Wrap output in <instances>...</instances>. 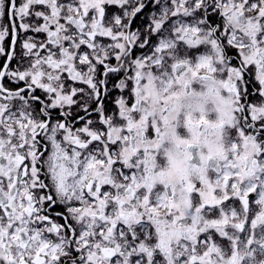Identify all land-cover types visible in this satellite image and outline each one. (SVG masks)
Here are the masks:
<instances>
[{
    "label": "snow or ice",
    "instance_id": "6c2138e0",
    "mask_svg": "<svg viewBox=\"0 0 264 264\" xmlns=\"http://www.w3.org/2000/svg\"><path fill=\"white\" fill-rule=\"evenodd\" d=\"M188 73L227 98L226 154L178 139L209 136L163 95ZM169 143L204 172L182 214L153 179ZM262 204L264 0H0V264H237L242 243L257 264Z\"/></svg>",
    "mask_w": 264,
    "mask_h": 264
},
{
    "label": "flooded vegetation",
    "instance_id": "af4514ba",
    "mask_svg": "<svg viewBox=\"0 0 264 264\" xmlns=\"http://www.w3.org/2000/svg\"><path fill=\"white\" fill-rule=\"evenodd\" d=\"M140 23V18L137 17L136 18V24ZM191 76L193 77V75L191 74ZM199 84H195L192 85V87H199ZM148 88H152L153 89V104H154V99L157 96V94L160 92L161 86L158 83L155 86H146V85H141V99L145 101L146 99V92H143L142 90L144 89H148ZM171 89V88H170ZM169 92V90H168ZM168 92L164 93L163 95L165 97L168 96ZM173 95L175 93H172ZM214 97L216 98V100H218V104L215 107V111L213 113H211L210 115L215 117V122L213 123H209L208 119H205L204 117V123L205 126L207 128H211L215 131V135L217 137L218 140L221 141V143H219L218 146L215 147L214 152L210 151L208 156L205 157L203 155V153L201 152L200 146H199V155L204 157V158H208V157H215L217 155H223L226 154L228 151V147H227V134L226 132H224L222 134L220 125L223 123H227L226 119H225V108H224V104L227 100L226 97H222L220 95H214ZM146 106V105H145ZM147 107V106H146ZM149 111H158L159 106L154 104V107H152L151 109L149 107H147ZM175 118V115L173 116V119ZM181 123L183 122V115H180L179 117ZM183 136L178 137L179 140L182 141H186L188 143H194L193 141H196L193 137H192V141H188V140H184L182 138ZM167 151H164L161 153L163 160L162 162L158 163L156 165V173L155 176L153 177V179L158 182V183H164V184H168L171 185L172 188L175 191V200L173 202H171V208L174 211L180 212L182 214V210L183 208L188 206L189 203V198H188V192L191 190V185L192 182L194 180H198L201 179L204 176V172L201 168H192L189 166V168L191 169V171L189 170V168H180L179 165H177L171 155H170V149H169V144L167 145ZM193 152H195V149H193ZM234 159H236L234 157ZM181 180H184L185 182V187H181ZM201 191L204 194V202L205 203H215L217 202V198H214L212 196L211 193V187L208 186L207 184H205L204 186H202ZM245 216L244 213L241 212L239 217H237L235 220H233L231 217H228L227 220H225V218H221V220L219 221V223L223 224L225 222L229 223V224H238V225H242L244 222ZM255 223L257 225L264 223V204L260 205V209L259 211L256 213L255 215ZM185 228V225L183 224H178L175 226V230L176 231H180L183 230ZM249 243L252 242L251 238L249 237L248 240ZM255 243L257 244H264V233H260L259 234V239L255 241ZM247 245L246 244H241L240 245V252H239V256L237 258V264H239V260H242L244 258L245 255V249H246ZM233 258L229 257L227 260L221 259L218 264H231V260ZM214 264H217V262H214ZM257 264H264V259H261L259 261H257Z\"/></svg>",
    "mask_w": 264,
    "mask_h": 264
},
{
    "label": "clouds",
    "instance_id": "9594fccd",
    "mask_svg": "<svg viewBox=\"0 0 264 264\" xmlns=\"http://www.w3.org/2000/svg\"><path fill=\"white\" fill-rule=\"evenodd\" d=\"M184 81H188L192 85H200L199 82L194 81V78L191 76V73L186 74L184 80L181 81L180 86H175L169 89V103L176 105L177 107H182L183 111L181 112V115L186 114L188 111H192L197 114L198 117L199 113L202 111L205 119H208L210 124L215 122V117L210 114L215 111V107L219 102L213 95L207 94V87H219V85H213L211 84V82H209V85L207 87H202L201 85L198 88L192 87L191 94L185 96L182 87ZM142 91L147 93L145 105L151 109L152 107H154L153 89L148 88ZM172 93L175 94L173 95ZM208 129L209 136L206 142L203 140V138L199 139L198 141H193L194 143H199L201 152L205 157L208 156L210 151L214 152L215 147L218 146L219 143H221V141L217 139L215 131L210 127ZM182 138L184 140L192 141V136L190 134L184 135ZM169 149L173 161L177 165H179L180 168H189V165L186 163L185 154L177 150L175 143H169ZM189 170L191 171L190 168Z\"/></svg>",
    "mask_w": 264,
    "mask_h": 264
},
{
    "label": "rangeland",
    "instance_id": "374dc122",
    "mask_svg": "<svg viewBox=\"0 0 264 264\" xmlns=\"http://www.w3.org/2000/svg\"><path fill=\"white\" fill-rule=\"evenodd\" d=\"M158 83H159V81H156L155 84H154L153 86L157 85Z\"/></svg>",
    "mask_w": 264,
    "mask_h": 264
}]
</instances>
